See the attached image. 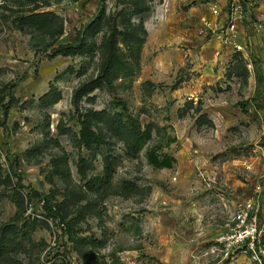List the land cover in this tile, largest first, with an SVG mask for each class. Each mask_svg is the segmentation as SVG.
Masks as SVG:
<instances>
[{"label": "rangeland", "instance_id": "1", "mask_svg": "<svg viewBox=\"0 0 264 264\" xmlns=\"http://www.w3.org/2000/svg\"><path fill=\"white\" fill-rule=\"evenodd\" d=\"M136 122L154 128L135 157L109 130ZM93 176L141 192L96 200ZM263 181L264 0H0V264H83L44 197L104 241L83 250L100 263L219 264L214 241Z\"/></svg>", "mask_w": 264, "mask_h": 264}, {"label": "trees", "instance_id": "2", "mask_svg": "<svg viewBox=\"0 0 264 264\" xmlns=\"http://www.w3.org/2000/svg\"><path fill=\"white\" fill-rule=\"evenodd\" d=\"M117 28L114 27L112 33L110 34V42H109V50L107 54V59L104 62L101 74L98 78V83H106L110 84V75L116 60V39H117ZM82 42V41H81ZM76 46H60L59 48H56L54 50V54L56 56H73L77 52L75 49ZM101 85V84H100ZM96 87L90 88L87 92H85L86 95H89L92 93ZM60 99L59 97L54 101L57 103ZM14 97H11V102H14ZM53 102V103H54ZM11 105V104H10ZM153 128L154 126H148L143 131L140 127L139 122H136L135 126L129 128L130 131H124V127H117L112 126L109 130L111 133L110 138L114 137H120L121 140L125 143V145L128 147L130 151L134 153V156L136 157L143 147L146 145L148 141L152 139L153 136ZM148 161L151 166H153L155 169L163 170V169H173L174 164L176 163V160L169 156V155H163L162 157L158 156L154 151L150 152L148 154ZM86 190H88L96 200H103L107 198L110 195H119L123 196L125 198L132 197L133 195L139 194L141 192L140 188L135 184H128L124 186L120 191L115 190L113 188L112 179L110 177H102V176H93L89 179V181L86 184ZM45 202V211L47 213V219H57L59 220L60 224H62L64 227L63 234L68 236L69 241L72 243V245L76 246V251L80 255L83 264H103L100 263L98 260H93L89 256V252H84L83 250L86 247H89L91 250L96 249L95 246H102L104 244V241H98L96 239H87V238H81L78 236L76 232L71 230L70 224L65 222L63 220V215L61 213L62 208L60 205L52 206L47 202V197H44ZM97 202V201H95ZM98 217L99 214H96ZM27 234V232H26ZM4 243L0 242V250L2 252L5 251V248H3ZM41 264V263H40Z\"/></svg>", "mask_w": 264, "mask_h": 264}, {"label": "built area", "instance_id": "3", "mask_svg": "<svg viewBox=\"0 0 264 264\" xmlns=\"http://www.w3.org/2000/svg\"><path fill=\"white\" fill-rule=\"evenodd\" d=\"M211 14L219 17L221 12L213 8ZM225 34L231 39L226 43L241 51L242 47L234 41L236 25H229ZM212 254L217 256L219 264H230L240 257L247 258L251 264H264V181L257 184L253 197L231 216L214 241Z\"/></svg>", "mask_w": 264, "mask_h": 264}]
</instances>
